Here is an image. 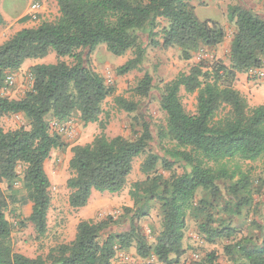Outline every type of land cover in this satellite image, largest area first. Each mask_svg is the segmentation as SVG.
<instances>
[{
	"label": "trees",
	"instance_id": "16d2710c",
	"mask_svg": "<svg viewBox=\"0 0 264 264\" xmlns=\"http://www.w3.org/2000/svg\"><path fill=\"white\" fill-rule=\"evenodd\" d=\"M191 1L56 0L54 22L22 29L0 44V91L6 86V77L17 73L25 61L41 60L49 53L58 59L56 64L29 68L31 87L20 99L0 96V183L10 192L17 182L22 184L31 204L27 222L38 236L47 232L51 203L44 163L53 149L64 148L47 118L60 123L77 114L84 126L99 122L101 105L114 93V88L84 65L99 45L115 57L132 51V58L116 70L125 75L140 69L147 47L176 48L180 59L189 61L201 49L222 44L224 28L213 20L200 21ZM227 20L235 27L229 66L198 64L160 89L165 126L157 127L156 138L158 145L171 144L161 147L163 155L148 151L154 139L146 121L139 123V131H132V140L107 138L100 125L102 132L89 144L71 148L65 185L68 205L74 210L86 207L93 193L119 194L134 159L146 154L140 166L145 179L130 187L133 205L123 209L129 231L107 234L100 240L113 222L111 218L98 223L81 220L72 242L51 249L45 257L29 258L12 248V225L0 190V264H112L117 249L132 245L140 259L174 264L185 253L188 219L205 243L223 242L224 264H264V222H251L245 235L232 224L234 216L252 207L256 194L242 163L261 162L263 176L256 182L264 187V104L250 108L234 88L238 74L260 68L264 62V20L239 5L228 6ZM140 32L146 34L147 45L140 41ZM62 58L71 59V65L60 61ZM152 88L153 78L145 72L133 94L148 98ZM181 89L196 93L194 114L184 110ZM114 101L128 114L137 111V104L123 97ZM6 115H22L28 127L4 131L1 118ZM177 163L183 166L181 174L174 171ZM158 166L167 177L158 173ZM156 206L160 230L149 244L135 220L148 217ZM198 264L221 263L209 252Z\"/></svg>",
	"mask_w": 264,
	"mask_h": 264
},
{
	"label": "rangeland",
	"instance_id": "374dc122",
	"mask_svg": "<svg viewBox=\"0 0 264 264\" xmlns=\"http://www.w3.org/2000/svg\"><path fill=\"white\" fill-rule=\"evenodd\" d=\"M32 2H36L39 6V22L36 24L26 21V14ZM190 4L194 8L195 16L200 21L213 20L224 28L226 37L222 44L215 48L201 49L189 61L181 60L179 50L176 48L164 50L160 47H147L146 56L140 69L125 75H118L116 70L132 58V51H127L121 57H115L106 51L104 45H99L89 55V62L87 64L86 61L84 62V65H88L99 74L109 87L114 88V93L101 105V114L97 123L84 126L77 114H73L69 120L60 123L51 117L47 118L51 131L60 136L64 148L53 149L44 163V170L51 185V203L47 214V232L44 236H38L32 224L27 222L31 212V204L27 200L22 184L17 182L12 186L10 192L5 183H0V190L7 202L6 218L12 225L11 245L14 252L29 258L45 257L51 249L73 241L76 226L81 220L98 223L111 218L113 222L100 240L107 234L129 231L128 218L124 216L123 209L131 208L133 205L129 197L130 187L145 179L140 171V166L146 154L134 159L127 184L119 194L93 193L86 207L74 210L68 205V190L65 185L69 176L68 162L72 155L71 148L76 145L89 144L94 137L102 132L100 125H103V133L107 138L121 136L132 140L134 138L132 131H139L141 121H146L150 125L154 139L148 151L163 155L164 151L161 147H171L167 141L158 145L156 138L157 127L165 126V115L159 105L160 89L179 74H187L192 66L198 64L209 66L215 62L229 66L230 41L235 27L233 23L227 20L228 6L239 5L264 20V0H192ZM0 14L3 18V24L0 25V44H2L22 29L36 27L42 22H54L58 17V8L56 0H0ZM139 37L142 44L147 45L146 34L140 32ZM43 59H45V64H56L58 61L53 53H49ZM60 61L67 65L72 63L69 58H62ZM21 68H24V65ZM145 72L152 76L153 88L148 98H139L133 94V89ZM28 74V70L20 69L17 73L10 75L13 83L3 88L0 91V96L11 100L20 99L31 87L32 82L28 79ZM239 77L243 78L244 83L239 81ZM238 83L240 85L236 89ZM234 88L246 100L250 108L263 105L264 62L260 68L253 69L251 72L250 69H247L244 73L238 74ZM179 96L186 113L194 114L196 111V93L187 94L181 89ZM116 97H123L127 101L134 102L137 104V111L128 114L117 108L114 101ZM134 117L137 118L136 121H133ZM1 127L4 131H10L27 128L28 125L22 115H6L1 118ZM241 168L251 176L256 191L252 207L241 216H234L232 219V224L239 230L240 235H245L249 233L248 226L251 222H264V187L256 182L263 176V167L260 161H256L254 163H242ZM20 171L21 168L18 169V173ZM157 171L164 177L168 176V173L161 171L159 166ZM174 171L176 174H181L183 166L177 163ZM221 216L227 217L223 212ZM135 227L146 237L149 244H153L155 236L160 230L158 207L152 209L148 217L135 220ZM183 248L185 249L184 255L174 264H198L209 252H214L221 264L225 263L223 242L205 243L191 219L187 220ZM112 264L162 263L157 262L154 258L140 259L132 245L127 250L117 249Z\"/></svg>",
	"mask_w": 264,
	"mask_h": 264
},
{
	"label": "built area",
	"instance_id": "2783aa9c",
	"mask_svg": "<svg viewBox=\"0 0 264 264\" xmlns=\"http://www.w3.org/2000/svg\"><path fill=\"white\" fill-rule=\"evenodd\" d=\"M26 20L33 24H36L39 22V6L36 2L30 3L28 12L26 14ZM251 71H253V69H250V72ZM28 79L30 80V82H32V76L30 74H28ZM12 83H13V79L10 75H8L5 79V85L9 86Z\"/></svg>",
	"mask_w": 264,
	"mask_h": 264
},
{
	"label": "crops",
	"instance_id": "0c3cea01",
	"mask_svg": "<svg viewBox=\"0 0 264 264\" xmlns=\"http://www.w3.org/2000/svg\"><path fill=\"white\" fill-rule=\"evenodd\" d=\"M37 64H45V59H43V60H27L23 64L24 65V68H21V69H26V70L29 71V68L30 67H32L34 65H37ZM23 65H22V67H23ZM238 79H239L240 82L244 83V80H243L242 77H239ZM239 85H240V83H238V86L236 85L235 88L238 89Z\"/></svg>",
	"mask_w": 264,
	"mask_h": 264
}]
</instances>
